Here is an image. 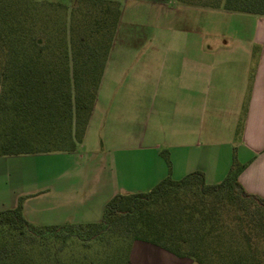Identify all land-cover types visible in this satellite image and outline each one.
I'll return each instance as SVG.
<instances>
[{
    "label": "crops",
    "instance_id": "0c3cea01",
    "mask_svg": "<svg viewBox=\"0 0 264 264\" xmlns=\"http://www.w3.org/2000/svg\"><path fill=\"white\" fill-rule=\"evenodd\" d=\"M119 1L81 144L48 152L61 158L48 166L46 188L0 191V210L22 197L32 223L96 222L114 194L145 192L167 175L195 170L218 183L233 160L243 188L264 199V15L175 0ZM128 3L151 14L127 18ZM21 156H0V172L2 161ZM85 156L92 157L88 169ZM24 175L21 168L12 177ZM127 264L198 263L136 240Z\"/></svg>",
    "mask_w": 264,
    "mask_h": 264
},
{
    "label": "trees",
    "instance_id": "16d2710c",
    "mask_svg": "<svg viewBox=\"0 0 264 264\" xmlns=\"http://www.w3.org/2000/svg\"><path fill=\"white\" fill-rule=\"evenodd\" d=\"M175 1L264 15V0ZM120 10L119 0H0V156L81 144ZM234 163L218 183L195 170L114 194L96 222L35 224L20 197L0 210V264H127L136 240L198 264H264V199Z\"/></svg>",
    "mask_w": 264,
    "mask_h": 264
},
{
    "label": "rangeland",
    "instance_id": "374dc122",
    "mask_svg": "<svg viewBox=\"0 0 264 264\" xmlns=\"http://www.w3.org/2000/svg\"><path fill=\"white\" fill-rule=\"evenodd\" d=\"M61 2L65 5H71L73 0H53ZM128 3L126 6V16L127 18H137L138 21H142L145 16L150 15L151 12L147 10V8L142 5H134L130 6ZM142 23V22H141ZM83 151V150H82ZM140 153V152H139ZM138 152L136 154H139ZM61 156L52 155L50 153H37L33 155H22L21 157H17V159H8L7 161H2L1 172H0V191L8 192L9 190H18L22 189V191L32 190L35 193L39 189L46 188L48 186V166L52 162L58 161ZM92 157L85 156V168L88 169V163L91 161ZM219 164L218 168L222 167L223 169V159H218ZM235 162V163H234ZM237 167H241L236 160L233 162ZM232 165V164H231ZM230 164L227 165V171L225 176L229 172L231 167ZM21 168H25V175L22 181H17L13 179L12 174L14 171H19ZM36 179V180H33ZM27 179V180H26ZM33 180V181H32ZM31 181V182H30ZM31 184H27V183ZM30 192V193H33ZM43 202H47V196L43 198Z\"/></svg>",
    "mask_w": 264,
    "mask_h": 264
}]
</instances>
